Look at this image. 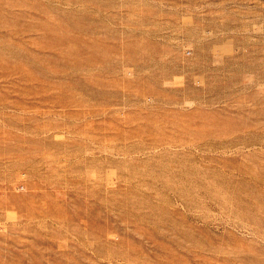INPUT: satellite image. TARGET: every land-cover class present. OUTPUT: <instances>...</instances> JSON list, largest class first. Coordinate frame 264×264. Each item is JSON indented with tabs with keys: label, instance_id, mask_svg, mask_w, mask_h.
<instances>
[{
	"label": "rangeland",
	"instance_id": "rangeland-1",
	"mask_svg": "<svg viewBox=\"0 0 264 264\" xmlns=\"http://www.w3.org/2000/svg\"><path fill=\"white\" fill-rule=\"evenodd\" d=\"M0 264H264V0H0Z\"/></svg>",
	"mask_w": 264,
	"mask_h": 264
}]
</instances>
